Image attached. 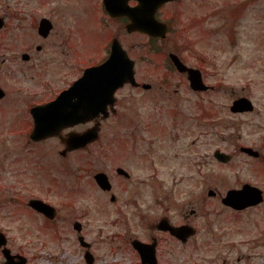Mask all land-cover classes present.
Returning <instances> with one entry per match:
<instances>
[{"label":"rangeland","instance_id":"rangeland-1","mask_svg":"<svg viewBox=\"0 0 264 264\" xmlns=\"http://www.w3.org/2000/svg\"><path fill=\"white\" fill-rule=\"evenodd\" d=\"M41 1L0 0V14L8 17L0 32V82L15 87L10 90L13 109L0 105V230L11 252L24 255L26 264H85L78 234L93 244L96 264H135L125 236H139L140 190L228 188L237 178H247V170L236 174L238 155L222 165L212 153L264 140V0H190L186 5L192 18L204 15L206 20L203 31L198 25L193 30L192 46L178 54L202 71L212 86L205 92L192 91L186 78L169 71L168 52H150L139 36L136 77L151 87L118 90L117 111L104 122L99 143L65 156L54 138L27 142L22 98L32 96V103L49 99L81 74L88 60L78 63L77 49H69L66 37L97 55L108 32L126 30L114 20L102 22L96 12L89 14L96 18L86 17L80 6L66 9L67 0ZM59 6L62 13L55 21L62 46L59 40L55 44L56 37L37 51L43 40L29 27L30 15L47 11L54 18ZM78 49L84 52L83 46ZM22 51L33 54L28 63L17 58ZM132 56H137L134 50ZM23 84L25 95L17 90ZM240 96L252 101L253 111H230ZM198 159L196 167L191 161ZM116 166L130 177L118 175ZM100 170L109 175L114 201L93 178ZM32 196L53 205L56 217L48 220L31 211L26 201ZM74 221L81 223L80 233Z\"/></svg>","mask_w":264,"mask_h":264},{"label":"flooded vegetation","instance_id":"flooded-vegetation-1","mask_svg":"<svg viewBox=\"0 0 264 264\" xmlns=\"http://www.w3.org/2000/svg\"><path fill=\"white\" fill-rule=\"evenodd\" d=\"M109 1L120 5L127 14L111 15L104 7V0H67L65 3L67 5L66 9L72 10V7H74L76 11V8L80 6L86 17L96 18V16L89 15L96 12L102 22L104 20H114L120 23L118 28L126 30L122 34L120 32L113 34L108 32L103 50L98 52L97 55L91 53L92 51L90 52V49L80 40L78 43H74L76 41L75 37H72L71 41L69 36L66 37L69 49H77L75 54L78 63L82 64L84 60H88L83 65L82 70L87 66L104 61L110 55L113 43L117 44L118 47L121 45L128 55L133 58L136 65L139 60V36L145 38L146 46L150 52L157 53L162 49L168 53H179L192 46L193 38L191 36L197 25L200 27V31L204 30L203 25L206 18L204 15L200 16L199 19L196 15L192 18L193 15L186 6L190 0H168L157 5V7L155 0ZM193 2L195 3L197 0H193ZM185 7H187L189 14L186 13ZM8 8L9 5L7 4L6 9L9 15ZM36 12L30 15L28 25L33 29V32H36L35 35L43 40V43L36 44L35 49L37 51L42 50L45 42H49L51 38L56 37L59 38L55 41V44L57 45L59 40V44L62 46L64 39L61 42L60 32L57 29L58 24L55 21L56 14L62 13L61 6L57 9L55 7L53 11L55 19L49 16L47 11H44V13ZM129 15L134 16L137 20V29L133 31L127 30V24L130 22ZM17 17L21 18V16ZM152 18L167 25V33L164 37L139 30V19ZM7 19L5 11L4 14H0V32L6 28ZM31 36L32 33L29 34V37ZM82 46L84 52L78 49ZM133 50L137 54L135 58L132 56ZM17 58L24 63H28L33 58V54L22 51L17 55ZM181 75L186 78L185 73ZM164 81L168 83L166 80ZM11 88L15 89V87ZM11 88L0 82L2 93L0 95V105L4 103L5 106V103H7L8 107L13 109L15 104L11 103V96H14V92L10 95ZM26 88L23 84L20 90H17L25 95ZM58 92L49 99L34 103L31 101L32 96H23L24 112L28 114L27 142L29 144H42L47 140L33 141L31 138L34 127L31 116L32 107L52 100ZM14 100L16 101V99ZM110 116L111 114L108 118ZM108 118L100 120V131ZM94 124L95 121L79 123L74 127L62 129L60 132L61 137L52 138L58 140L65 147L66 145L61 138H64L71 131H83ZM96 143L99 142L94 141L85 145L82 149L72 150L68 153L90 148ZM220 151L227 154L228 157L225 161L217 159L214 156L215 151L212 155L222 165L230 163L238 155L237 157L242 161L240 160L235 164L236 174L241 176L247 170L246 179L237 178V181L228 188L139 191V208L136 211V216L139 219V236L130 235L129 232H126L127 235L125 236L128 237L131 255L134 257L135 264H264V140L258 143L254 141L240 143L233 148L234 152L231 151L232 153ZM191 162L196 167L200 166L198 164L199 159ZM243 163L246 164L245 168L242 167ZM151 192H161L162 194H149ZM229 195L232 197H228ZM31 198L33 196L29 197L28 201ZM30 210L33 209L30 208ZM33 211L46 219V216L41 212ZM79 236L81 235L78 234L77 239ZM135 240L139 241L138 247L134 246ZM88 247L89 252H86L84 248L83 262L85 264H96L93 244L88 242ZM0 263H5L3 254Z\"/></svg>","mask_w":264,"mask_h":264},{"label":"water","instance_id":"water-1","mask_svg":"<svg viewBox=\"0 0 264 264\" xmlns=\"http://www.w3.org/2000/svg\"><path fill=\"white\" fill-rule=\"evenodd\" d=\"M106 7L113 14L122 13L123 11L119 6L111 3H106ZM146 22L148 21L139 20V28L151 32V25H142ZM135 27L136 19L132 18V22L128 24V29L132 30ZM165 31L166 27L162 25L159 32H156L164 36ZM169 56L179 71L187 72L191 88L195 90L207 89L198 69L187 67L175 54L171 53ZM127 81L133 85H137L134 79L133 63L127 58L123 49L113 46L109 58L104 63L87 68L83 76L73 82L68 89L62 91L55 100L32 108L35 124L32 137L37 139L58 134L63 127L74 125L80 121L90 120L99 115L100 112H103L104 116H106L107 106L109 105L112 108L115 101L113 93ZM142 86L148 88L150 85L143 84ZM0 95H2L1 89ZM249 103L247 98H240L233 102L231 109L233 111L250 109ZM97 137V127L89 128L81 133H70L68 137L63 139L67 148L62 150V154H65L67 150L82 147L97 139ZM117 171L126 176L128 175L122 168H118ZM94 178L102 189L108 190L111 188V184L105 173L99 172L95 174ZM111 199H113V196ZM31 205L38 210L44 211L49 217L53 216L54 209L49 204L40 200H32ZM74 227L79 230L80 224L75 222ZM80 240L82 239L80 238ZM4 243L5 240L2 233H0V245ZM82 244L84 243L82 242ZM4 253L11 261L12 256L8 254L9 249H4ZM19 258V261L11 262L10 264H25V258L21 256Z\"/></svg>","mask_w":264,"mask_h":264}]
</instances>
